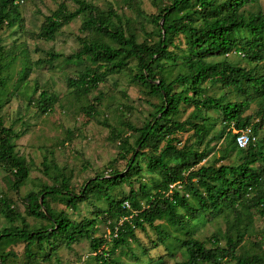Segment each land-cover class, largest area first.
Listing matches in <instances>:
<instances>
[{"label": "trees", "instance_id": "1", "mask_svg": "<svg viewBox=\"0 0 264 264\" xmlns=\"http://www.w3.org/2000/svg\"><path fill=\"white\" fill-rule=\"evenodd\" d=\"M71 1L73 10L60 3L43 16L36 36L53 41L61 28L81 17L78 48L65 57L46 53L47 59L36 60L35 65L60 58L79 67L75 77L66 78L65 85L69 95L84 98L109 76L124 72L144 97L156 102L140 127L119 122L135 135L132 145L120 132L102 124L109 129L110 139L118 142V160L125 161L121 171L109 165L108 172L96 173L75 189L71 172L44 156L40 172L51 183H40L24 195L23 215L11 201L0 198L5 222L0 229V264L14 260L12 252L2 251L4 245L22 244V264H48L58 259L59 248L70 250L80 241L87 243L89 255L84 260L75 257L71 264H125L115 260L114 253H131L129 244L137 243L135 231L144 227L150 228L161 244L170 240L182 250L184 260L175 264H264L259 243L264 240V228L258 241L249 240L250 256L237 253L253 233L252 217L264 219V135L257 134L264 125V13L258 9L264 0H149L156 9L151 19L154 28L141 42L131 32L129 20L121 19L111 8L101 10L85 0ZM22 3L0 0V30L21 29ZM179 36L182 48L174 41ZM3 50L0 41V86L16 57ZM230 55L244 65L229 61ZM29 71L24 63L13 90L22 89L26 106H33L40 115L51 113L57 97L42 89L33 98L38 89L34 84L26 90ZM209 90H217L218 96L208 95ZM99 103L100 99L93 97L81 111L94 119ZM251 106L253 111L246 114ZM186 108L191 110L180 120ZM216 122L219 128L213 134ZM245 128L255 141L238 148L233 131ZM184 132L190 135L178 147L176 135ZM23 135L5 127L0 118V169L10 178L8 188L15 193L30 173L24 158L15 151V141ZM146 149L147 154L142 152ZM226 160L232 161L223 164ZM143 171L150 186L141 181ZM123 186L128 187L126 194L121 192ZM49 202L71 212L87 203L93 217L73 221ZM25 217L35 223H26ZM201 217L219 218L225 225L221 235L210 236L207 248L192 237L179 239L154 225L165 221L167 228L186 234L189 222ZM99 223L108 228L107 240L94 237Z\"/></svg>", "mask_w": 264, "mask_h": 264}, {"label": "rangeland", "instance_id": "2", "mask_svg": "<svg viewBox=\"0 0 264 264\" xmlns=\"http://www.w3.org/2000/svg\"><path fill=\"white\" fill-rule=\"evenodd\" d=\"M85 1L101 10H106L109 7L121 19L129 20V28L134 33L137 42H141L145 38V34L154 28L151 19L155 15L156 9L149 0ZM60 3H63L68 10L74 9L71 0H23V3L19 5V13L22 18L21 29L18 32H15V29L2 28L0 30V41L4 54L16 56L12 70L7 75L5 83L0 86V118L5 127L11 126L16 133H24L20 139L15 141V151L24 158L30 168L28 180L16 193L8 188L10 178L5 176L0 169V198L11 201L21 215L24 210L22 203L24 195L28 191H34L40 183H51L40 172L42 157L45 156L57 166L71 172V185L75 189L96 173L108 172L109 165H114L116 170L121 171L125 161L118 160V142L110 139L109 129L102 124L106 123L109 127L120 132L122 137H126L129 144L132 145L135 135L121 127L119 122L125 120L134 128L140 127L149 119V114L153 109L152 105L156 102L144 97L140 88L131 83L129 76L124 72L109 76L104 83L98 85L97 90L84 98L69 95L65 85L66 78L75 77L79 67L72 63L65 64L60 58L49 64L47 62L35 65L36 60L47 59L46 53L51 52L65 57L73 54L78 48L76 39L81 36L78 30L81 17H77L61 28L54 36L53 41H43L36 36L43 16H47ZM131 3H135L136 6H131ZM258 9L264 13V1L258 4ZM180 15L179 13L178 16ZM174 41L182 48L181 36L175 38ZM228 59L240 66L244 65V62L235 55H230ZM24 63L30 70L26 76V90L29 91L34 84L38 89L32 97L35 98L42 89L57 97V102L51 113L40 115L33 106H26L25 94L22 89L18 88L16 92L13 90L24 70ZM170 73L172 77L176 73V69H171ZM164 77L165 80L170 78L167 73ZM215 92L209 90L207 94L216 97L218 95ZM93 97H98L100 103L96 108L94 119H89L81 109L86 107ZM190 110V108H186L184 114L180 116V120H184ZM251 111H253V106L246 114ZM210 115L213 118L216 117L214 113H210ZM218 126L219 124L216 122L213 134L217 132ZM257 134L258 137L264 135V125ZM189 135L190 132L176 135L180 140L178 147ZM148 144L150 146L152 143ZM142 152L147 154L148 149ZM214 153L213 151L208 157ZM231 161L226 160L223 164L231 163ZM141 177V181L146 186H150L149 176L144 173ZM132 188L133 190L137 189L136 182H133ZM121 192L126 194L128 187L123 186ZM49 203L55 211H64L69 214V218L73 221H78L82 217H93L87 203L79 205L75 212H71L58 203ZM95 205L99 206V203L95 202ZM25 221L30 225L35 223L27 217H25ZM4 225L5 222L0 215V229ZM154 225H159L161 229H165L179 239L192 237L204 243L206 248L209 247L210 236L216 233L221 235L225 226L219 218L208 220L205 217L189 222L186 234L167 228L165 221L155 222ZM263 228L264 219L254 215L252 217L253 233L243 241L237 250L241 257L250 256L252 248L249 240L258 241L259 232ZM97 230L94 237L100 236L108 239V228L105 224L99 223ZM135 235L137 243L129 244L131 253L121 255L120 251H116L113 255L115 260L125 264H175L184 260L182 250L174 242L165 240L166 245L161 244L150 228L144 227L143 231L136 230ZM259 243L264 255V240H260ZM165 247L171 253L170 257L167 255ZM22 249V244L2 246L4 253L12 252L14 255V260L12 259L9 264H22ZM88 252L87 243L80 241L70 250H66L64 247L59 248L56 253L58 259L52 260L48 264H57L56 261L60 264H71L74 263L75 257L84 260L89 255ZM40 264L46 263L40 262ZM228 264H233V262Z\"/></svg>", "mask_w": 264, "mask_h": 264}, {"label": "built area", "instance_id": "3", "mask_svg": "<svg viewBox=\"0 0 264 264\" xmlns=\"http://www.w3.org/2000/svg\"><path fill=\"white\" fill-rule=\"evenodd\" d=\"M235 134L234 142L238 148H244L249 143L255 141V137L251 135L249 128H245L240 131H233Z\"/></svg>", "mask_w": 264, "mask_h": 264}]
</instances>
